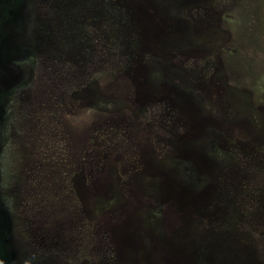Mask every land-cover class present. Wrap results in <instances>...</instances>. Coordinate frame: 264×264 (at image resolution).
Wrapping results in <instances>:
<instances>
[{"label":"rangeland","instance_id":"obj_1","mask_svg":"<svg viewBox=\"0 0 264 264\" xmlns=\"http://www.w3.org/2000/svg\"><path fill=\"white\" fill-rule=\"evenodd\" d=\"M0 264H264V0H0Z\"/></svg>","mask_w":264,"mask_h":264}]
</instances>
